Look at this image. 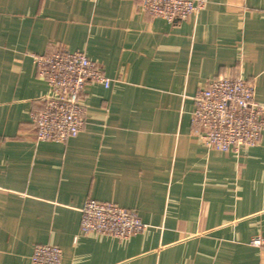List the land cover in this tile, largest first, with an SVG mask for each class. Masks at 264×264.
<instances>
[{
    "label": "crops",
    "instance_id": "obj_1",
    "mask_svg": "<svg viewBox=\"0 0 264 264\" xmlns=\"http://www.w3.org/2000/svg\"><path fill=\"white\" fill-rule=\"evenodd\" d=\"M84 51L111 78L81 94L84 125L38 140L51 91L34 54ZM264 104V0H207L170 22L138 0H0V264H264V130L222 151L192 124L194 95L239 75ZM88 198L137 212L148 227L82 233Z\"/></svg>",
    "mask_w": 264,
    "mask_h": 264
},
{
    "label": "built area",
    "instance_id": "obj_2",
    "mask_svg": "<svg viewBox=\"0 0 264 264\" xmlns=\"http://www.w3.org/2000/svg\"><path fill=\"white\" fill-rule=\"evenodd\" d=\"M141 8L170 22L196 15L207 0H138ZM39 75L51 91L44 106L35 115L36 138L66 142L75 137L84 125L81 94L89 82L106 87L111 78L84 51L57 49L47 54H34ZM192 124L201 128L204 144L222 151H239L259 144L264 130V104L255 96L253 82L239 75L213 78L193 97ZM81 217V232L127 238L143 232L148 224L137 212L113 201L88 198ZM251 243L264 246V238ZM62 249L54 244H36L33 264H61Z\"/></svg>",
    "mask_w": 264,
    "mask_h": 264
}]
</instances>
